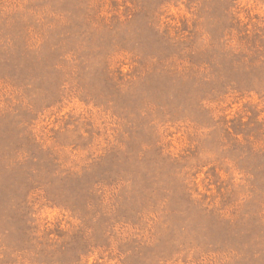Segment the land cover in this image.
Here are the masks:
<instances>
[{"label":"rangeland","instance_id":"rangeland-1","mask_svg":"<svg viewBox=\"0 0 264 264\" xmlns=\"http://www.w3.org/2000/svg\"><path fill=\"white\" fill-rule=\"evenodd\" d=\"M0 264H264V0H0Z\"/></svg>","mask_w":264,"mask_h":264}]
</instances>
